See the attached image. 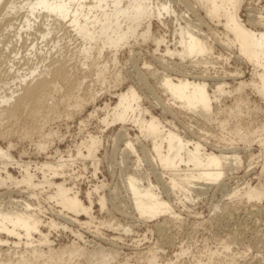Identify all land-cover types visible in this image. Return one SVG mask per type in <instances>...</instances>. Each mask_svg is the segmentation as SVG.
I'll return each mask as SVG.
<instances>
[{
  "label": "rangeland",
  "instance_id": "1",
  "mask_svg": "<svg viewBox=\"0 0 264 264\" xmlns=\"http://www.w3.org/2000/svg\"><path fill=\"white\" fill-rule=\"evenodd\" d=\"M22 1L3 0L0 5L24 4ZM160 2H170L182 23L191 21L194 28L201 25L206 40L216 44L209 65L185 69L180 59L166 56L165 47L156 53L150 40L137 46L134 55L123 51L117 67L106 54L98 66H106V79L98 81L97 68H90L83 58L62 60L76 52V44L68 39L67 31L55 32L57 35L53 34L42 46L40 35L32 31L18 34L24 11L3 21L5 11L0 9V100L10 97V89L19 86L11 81L15 75L12 70L29 75L38 66L68 61L73 80L84 82L77 93L84 97L81 109L67 101L66 88L60 85L53 94L58 108L44 127L26 113L20 115L18 122L0 126V150L5 154L0 159V209L35 216L41 230V234L32 236L37 247L30 246L26 239L0 235V264H95L96 260L90 258L93 252H101L105 264H264V198L249 199L245 195L264 185V102L252 86L253 67L239 58L238 49L232 46L223 26L210 21L193 0ZM237 9V17L249 30L262 32L253 26L258 24V18H264V0H239ZM171 19L166 18L168 28L155 22L151 36L166 37L167 46L175 50L177 27ZM37 30L46 28L42 25ZM55 40L60 41L58 46L53 44ZM34 43L43 48L39 60L37 55L34 58L38 53L30 50ZM82 64L88 68H82ZM115 72L121 76L116 84ZM173 72L209 77L210 94L216 90L217 82H224L226 94L214 106L213 114L197 117L173 109L170 96L161 85L166 76L178 77ZM241 82L250 86L241 88ZM88 87L87 96L84 92ZM130 88L142 98L146 110L143 119L150 122L155 117L166 130L202 144L207 153L234 156L240 160L239 165L228 161L231 170L223 181L209 187L191 186V195L182 188L172 190V174L160 166L151 140L140 136L132 116L125 123L112 124L120 96ZM242 100L244 103L238 107ZM5 107L6 104L0 106V115ZM138 114L137 111L134 119ZM104 119L109 120L110 128ZM92 140L96 142L93 147ZM128 141L133 142L136 152L127 149ZM189 148L193 151V147ZM11 162L23 167L12 166ZM28 175L32 186L26 182ZM130 176L142 180L145 188L152 182L160 192L153 190L173 207L172 216L168 213L154 220H140L128 190ZM60 192L78 197L80 213L64 210L56 203ZM102 200L106 202L104 208ZM26 204L32 208L28 210ZM73 246L83 252L79 257L62 262L56 259L60 252ZM34 250L45 256L37 257ZM50 251L54 258L49 257Z\"/></svg>",
  "mask_w": 264,
  "mask_h": 264
},
{
  "label": "bare ground",
  "instance_id": "2",
  "mask_svg": "<svg viewBox=\"0 0 264 264\" xmlns=\"http://www.w3.org/2000/svg\"><path fill=\"white\" fill-rule=\"evenodd\" d=\"M193 1L210 21L223 26L228 39H232V46L238 49L239 58L253 67L254 77L255 80H258V84L254 80L252 86L257 97L264 102V18L262 17L260 21L258 18V24L253 26L254 29L262 30V32H254L240 21L242 18L237 17L239 0ZM2 2L3 0H0V4ZM22 3L24 4L14 2L11 5L8 4V7H4L3 4L0 5V9L5 11L2 20L11 19L10 16H19L24 11L25 16H21L24 18L23 27L20 26L18 34H22L23 31L26 34L36 33L40 35L42 46L53 34L57 35L55 32L67 31L65 33L68 35V39L76 44V52L69 57H63L62 60L74 56L83 58L89 62L90 68H97L98 81L105 82L106 79V66L98 67L100 60L106 54V56H110L112 65L117 67L120 54L123 51L129 50V53L134 55L137 46L150 40L157 48L156 53L165 47L166 56L180 59L185 69L209 65V60L216 46V44L214 46L213 43L206 40L201 25L199 28H194L191 21L185 20L182 23L170 2L162 4L160 0H23ZM186 16L188 15L186 14ZM168 17L173 18L171 22H174V26L177 27L174 34L178 37V48L175 50H171L167 46L166 37L151 36L155 22L168 28L166 24ZM42 25L46 30H37ZM19 37L22 40V36L19 35ZM55 41L53 44L58 46L57 43L60 41ZM36 44H32L30 50L38 54L35 56L32 52L29 54H32L34 58L37 55L36 60H39L44 52L41 50L43 48H38ZM172 44H176V42H172ZM52 49L56 50V48ZM50 55L51 53L48 54V56ZM67 63L68 61L64 63L56 61L51 65L50 63L44 64L33 69L29 75L19 74L20 71L17 68V70H12L15 71V75L11 81L13 80V84L18 82L19 86L15 90L10 89V97L4 96V99L0 100L2 104H6L4 112L0 115V126L18 122L20 115L26 113L31 120L38 121L40 126L44 127L49 122L51 114L53 116L58 108V104L53 100V94L60 85L66 88L67 101L72 102L74 108L81 109L84 97H80L78 94H80L79 91L81 92L84 82L73 80L67 69ZM185 64H189V66H185ZM82 68H88V66L82 64ZM166 71L172 72L171 69ZM172 75H178L182 78L178 79L176 76L175 79H172L166 76L161 82L162 89L170 96L173 109L175 107L185 114L196 115L197 117L209 116L213 114L214 106L226 94L224 82L221 83L222 85L219 84L220 82L217 84L215 82L216 90L210 94L208 81L211 79L209 77H191L188 72H173ZM113 76L115 84L118 83L121 78L119 72L113 73ZM217 78L215 77L216 80ZM215 79L213 78L212 81ZM239 86L242 88L250 85L241 82ZM84 93L89 95V87ZM243 103V100L240 101L238 107H241ZM137 111L139 112L138 118L134 119ZM145 113L142 98L136 90L130 88L126 93L121 94L117 110L112 116V124L125 123L126 119L130 120V116H132L134 126H137L140 136L151 140L160 166L164 171L172 174V178H170L172 190L182 188V190H186V194L191 195V186L195 185L194 188L199 185L209 187L223 181L225 173L231 170L227 166L228 161L239 165L240 160L233 158L234 156L230 158V156L225 157L224 154L207 153L206 150H203L202 144L187 141L179 134L166 130L155 117H152L150 122L146 121L143 119ZM103 123L110 128L111 123L108 119H104ZM36 127L34 126L33 129L37 130ZM95 144L96 142L92 140V147ZM126 146L129 151L136 152L132 141H128ZM189 147H193V151H190ZM4 156L5 154L0 150V159ZM10 164L23 167L21 163L11 162ZM28 176L26 182L32 186V177ZM54 176L56 175L54 174ZM153 188L156 187L152 182L145 188L144 182L138 178L130 176V180H128V190L133 198V208L139 214L140 220H154L157 216L168 213L172 216V212H174L171 204L157 194ZM245 195L249 199L262 200L264 198V185L249 190ZM54 200H56V196H54ZM56 203L61 205L64 210H69L72 213H80L81 211L78 197L70 196L66 192H60L59 202ZM101 204L104 208L106 202L102 200ZM26 206H28V210L32 208L30 204H26ZM39 223L40 221L35 216H26L17 212L11 214L0 209V235L17 238L20 241L26 239L30 246L37 247L32 236L36 232L41 234ZM0 244H2L1 240ZM33 253L37 257L45 256V253L37 250H34ZM82 253L80 248L73 246L69 250L60 252L56 259L62 262L79 257ZM100 254L101 252L92 253L93 257L90 258L96 260L95 264H105ZM48 255L54 258L51 251ZM103 256L105 257V255Z\"/></svg>",
  "mask_w": 264,
  "mask_h": 264
}]
</instances>
